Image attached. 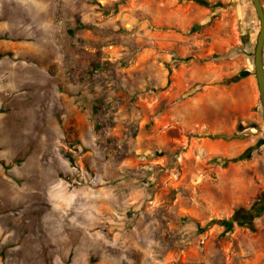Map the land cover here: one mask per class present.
I'll return each mask as SVG.
<instances>
[{"label":"rangeland","instance_id":"374dc122","mask_svg":"<svg viewBox=\"0 0 264 264\" xmlns=\"http://www.w3.org/2000/svg\"><path fill=\"white\" fill-rule=\"evenodd\" d=\"M260 28L252 0H0V264H264Z\"/></svg>","mask_w":264,"mask_h":264},{"label":"water","instance_id":"95a60500","mask_svg":"<svg viewBox=\"0 0 264 264\" xmlns=\"http://www.w3.org/2000/svg\"><path fill=\"white\" fill-rule=\"evenodd\" d=\"M252 1L255 5V9L257 11L261 23L260 33L258 36L255 52V68L264 114V6L262 0Z\"/></svg>","mask_w":264,"mask_h":264},{"label":"crops","instance_id":"0c3cea01","mask_svg":"<svg viewBox=\"0 0 264 264\" xmlns=\"http://www.w3.org/2000/svg\"><path fill=\"white\" fill-rule=\"evenodd\" d=\"M248 44H249V42H248ZM15 48L18 49V50L22 49L21 45H18L17 43H15ZM239 50H242V49H239ZM247 61L249 62V59ZM244 71H247L248 75L244 76L243 73H242V74H240L239 77H237L238 79H241L239 83H242V86L238 87V86L234 85V83H232V85H234V87L237 90L239 89L238 92H240V93L248 92V93L252 94V92H253V85H252L253 84V74H251L252 71H251V69H246ZM234 74H236V73L234 72ZM220 91H222V90H220ZM222 92H225V91H222ZM200 93H201V91L198 89V91L196 93H194L192 96L188 95L186 98H183L181 103H185V101H188V99H193L196 96L197 97L200 96ZM247 104L248 103H243V104L239 105L238 107H236L234 109V111H236L238 113H245L243 111H246L247 108L250 107V105H247Z\"/></svg>","mask_w":264,"mask_h":264}]
</instances>
